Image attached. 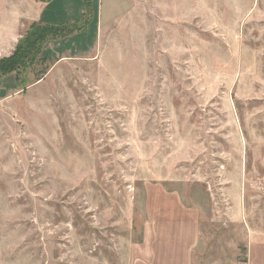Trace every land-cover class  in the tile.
Wrapping results in <instances>:
<instances>
[{"label":"rangeland","instance_id":"374dc122","mask_svg":"<svg viewBox=\"0 0 264 264\" xmlns=\"http://www.w3.org/2000/svg\"><path fill=\"white\" fill-rule=\"evenodd\" d=\"M127 10L94 51L0 79V264H135L188 213L198 264L264 236V0Z\"/></svg>","mask_w":264,"mask_h":264},{"label":"crops","instance_id":"0c3cea01","mask_svg":"<svg viewBox=\"0 0 264 264\" xmlns=\"http://www.w3.org/2000/svg\"><path fill=\"white\" fill-rule=\"evenodd\" d=\"M71 1L74 0H40L32 3L27 1L22 5L25 11L22 8H15L13 18L7 21L6 27H0V57H9L14 53L22 37L23 27L34 23L61 25L82 22L87 15L85 3L83 2L84 8L78 5L71 8ZM132 3L134 0H91L94 11L92 23L80 33L47 42L43 53L51 56L45 57L48 61L55 62L77 53L94 51L98 36L96 31L120 19ZM59 13L65 16L61 17ZM62 45L67 50L60 55L56 52ZM195 217L196 215L190 213L183 215L182 225L179 226H172L165 221L166 223L157 229L158 233L150 236L149 242L145 245V249L140 251L135 264H198L196 259L200 256L198 249L201 236L200 228L195 225ZM247 249L245 260L239 262L235 259L230 264H264V236L253 238L248 243ZM209 264H217V262Z\"/></svg>","mask_w":264,"mask_h":264},{"label":"trees","instance_id":"16d2710c","mask_svg":"<svg viewBox=\"0 0 264 264\" xmlns=\"http://www.w3.org/2000/svg\"><path fill=\"white\" fill-rule=\"evenodd\" d=\"M87 8V15L80 23H66L61 25H45L34 23L19 40L14 53L0 59V79L6 76L15 75L19 84L21 76L30 69L37 59L48 61L43 53L44 46L51 40L64 39L76 33H80L90 25L88 16H91L93 6L90 0H84Z\"/></svg>","mask_w":264,"mask_h":264}]
</instances>
